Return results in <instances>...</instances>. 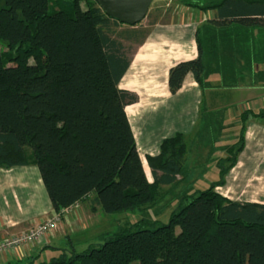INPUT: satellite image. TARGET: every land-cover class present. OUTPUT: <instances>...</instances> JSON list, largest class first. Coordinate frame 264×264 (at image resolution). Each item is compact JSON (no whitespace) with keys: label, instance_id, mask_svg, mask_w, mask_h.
<instances>
[{"label":"trees","instance_id":"16d2710c","mask_svg":"<svg viewBox=\"0 0 264 264\" xmlns=\"http://www.w3.org/2000/svg\"><path fill=\"white\" fill-rule=\"evenodd\" d=\"M176 3L215 9L218 19L208 24L225 32L205 37L197 29L198 54L169 68V91L187 73L201 86L211 63L226 86L235 85L228 80L235 59L221 57L220 46L229 45L226 31L238 25L264 28V0ZM141 22L121 23L94 0H0V168L35 165L58 214L88 196L106 214L143 208L157 201L161 185L188 175L184 133L162 139L159 152L146 156L151 180L136 147L125 107L137 95L119 83L131 62L125 43L138 46L149 33ZM261 43L257 62L264 59ZM249 117H264V109L241 114L236 141L217 160L218 179L190 193L166 224L124 227L84 251L64 248L23 264H264V203L216 191L243 148Z\"/></svg>","mask_w":264,"mask_h":264},{"label":"crops","instance_id":"0c3cea01","mask_svg":"<svg viewBox=\"0 0 264 264\" xmlns=\"http://www.w3.org/2000/svg\"><path fill=\"white\" fill-rule=\"evenodd\" d=\"M177 12L181 17L179 21L167 22L162 28H156V22L152 25L153 28L149 30L143 43L137 46L122 77H125L130 68H134L129 77L132 88L123 89L136 93L138 100L127 105L125 111L146 175L149 171V180L151 175L146 156L159 152L162 139L176 132L184 133L186 140L190 135L205 139V134L209 131L206 129L207 125L212 127L211 130L228 133L230 126L240 128V116L243 112L264 109V59L262 56L260 62L252 59L258 49L262 54L264 28L260 26L238 25L231 29L233 32L226 31L231 38L229 45L220 46L221 57L228 55L235 59L228 79H238L239 82L235 85L226 86L225 83L228 82H222L216 68L217 63H211V73L206 76L201 86L191 73H187L181 87L174 94L169 91V68L179 61L193 59L198 54L197 29L201 33L203 31L205 37L215 33L222 38L225 32L221 29L223 27L208 24V21L218 19L215 9L199 10L178 5ZM237 95L239 98L235 99L239 100L232 104ZM231 104L234 106L229 107ZM131 106L134 113L129 116ZM225 133L220 135L227 140L229 136ZM237 137L238 134L234 135V139ZM234 141L236 140L232 142ZM220 144L218 143V147ZM188 145L187 141L184 165L189 169ZM211 151L212 149L208 151L207 157ZM207 157L205 162L210 160ZM220 157L223 155L219 152ZM217 160L215 169L218 173ZM235 187H239L238 195L232 193L231 189L234 191ZM216 191L229 199L264 203V117L248 118L244 129L243 148L238 153L235 164L225 174L224 184L217 186ZM90 197L65 209L56 229L48 233L42 241L19 255L0 253V264H23L34 258L49 259L60 249L73 247L81 252L99 243L102 236L95 230L97 220L102 217L98 213L99 207L87 202ZM54 212L35 165L0 168V239L7 234L34 227L51 218Z\"/></svg>","mask_w":264,"mask_h":264},{"label":"rangeland","instance_id":"374dc122","mask_svg":"<svg viewBox=\"0 0 264 264\" xmlns=\"http://www.w3.org/2000/svg\"><path fill=\"white\" fill-rule=\"evenodd\" d=\"M176 2L177 0H154L149 6L145 18L141 22L142 26L152 30V24L150 25V22L152 20L156 21V28L164 27L163 25H165L167 22L179 21L181 17L177 12L178 4ZM125 44L129 47H132V59L133 54L137 49V46L136 44H132L129 42H126ZM133 69L134 68H130L129 72L122 79V88H132V84H130L129 77L131 76V72L133 71ZM235 82H239V80L237 79ZM233 93H236V91ZM239 96H241V98L243 97L242 94H239ZM235 98H239L238 95L233 98L232 104L233 102H236L235 100H239ZM232 104L229 105V107L234 106ZM130 112L131 113H128V115L132 116L134 113L132 106ZM235 128L236 127L234 126H230L228 128V133L224 132L229 136L227 137V140L223 139L224 137L220 135V133L224 134L223 132L215 129H210L205 134L207 137L205 139H199L197 136L194 135L188 136L187 141L189 142L188 149L190 148V152L188 155L187 163L189 165V172L187 177L179 181L173 187L168 185H161L159 188L160 197L155 203L146 207L136 208L134 210H128L114 214H106L99 208L98 213L102 218L97 220V229L95 230V232H100L101 236H105L117 231V229H121L124 227H129L132 230H136L143 228H154L156 226L166 224L169 220L171 212L173 210H176L181 203L185 204L191 199V197H189L190 193H193L195 191L198 192L200 190L205 189L209 186L212 181H215V179L218 177L217 170L215 169V160L219 158V152L221 155L224 156L225 147L232 144L233 140H236L234 139V135L237 136V134H239L238 129L240 130V128ZM219 137L220 139L218 140ZM218 143H221L219 147ZM211 149V154L208 156L210 160H208V162H205L207 153ZM147 173V176L149 177V171ZM238 188L239 187H235L234 191L233 189H231L233 195H238ZM246 193L247 191L245 192V194ZM184 196H186V199L183 200ZM87 202L90 203L91 200H88ZM176 230H178V228ZM99 242H102V239ZM36 261L44 262L47 261V259H36ZM130 264H138V261H132Z\"/></svg>","mask_w":264,"mask_h":264},{"label":"built area","instance_id":"2783aa9c","mask_svg":"<svg viewBox=\"0 0 264 264\" xmlns=\"http://www.w3.org/2000/svg\"><path fill=\"white\" fill-rule=\"evenodd\" d=\"M64 210L62 209L60 214ZM60 214L54 212L51 218L39 222L34 227L2 237L0 239V253L19 255V253L27 250L33 244L42 241L48 233L56 229Z\"/></svg>","mask_w":264,"mask_h":264},{"label":"water","instance_id":"95a60500","mask_svg":"<svg viewBox=\"0 0 264 264\" xmlns=\"http://www.w3.org/2000/svg\"><path fill=\"white\" fill-rule=\"evenodd\" d=\"M111 18L127 25L141 22L154 0H94Z\"/></svg>","mask_w":264,"mask_h":264},{"label":"bare ground","instance_id":"6f19581e","mask_svg":"<svg viewBox=\"0 0 264 264\" xmlns=\"http://www.w3.org/2000/svg\"><path fill=\"white\" fill-rule=\"evenodd\" d=\"M130 109V108H129ZM146 169H147V167H146Z\"/></svg>","mask_w":264,"mask_h":264}]
</instances>
